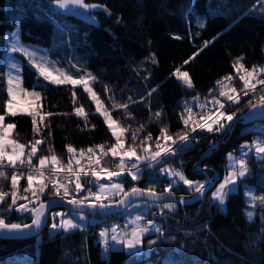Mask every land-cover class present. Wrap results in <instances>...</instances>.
I'll return each instance as SVG.
<instances>
[{
    "label": "trees",
    "instance_id": "trees-1",
    "mask_svg": "<svg viewBox=\"0 0 264 264\" xmlns=\"http://www.w3.org/2000/svg\"><path fill=\"white\" fill-rule=\"evenodd\" d=\"M85 3L103 4L90 11L96 21L63 11L51 0H0V113L5 114L8 99L6 32L15 24L20 25L24 40L46 44L58 36L66 44L67 35L62 32V25L72 27L73 58L97 77L96 81H91L95 92L113 120L129 129L124 133V147H135L137 155L144 154L140 142L144 141V146L156 142L161 129L166 128L167 134L173 138L184 131L190 132L181 118L185 106H189L198 95H206L213 90L217 80L237 73L233 67L237 57L243 56L245 67L264 66V11H261L264 5L257 0H85ZM21 10L23 15L14 20L11 13ZM205 41H211L206 48ZM153 53L157 60L155 64L146 59ZM186 60L187 64L184 63ZM177 68L188 71L193 88L185 87L173 75ZM22 74L23 84L33 87L38 74L25 59ZM229 86L239 90L243 84L237 76ZM72 88L71 85L42 87L41 115L45 119L41 122L38 116L37 125L41 128L38 134L33 133L31 116L24 113L5 115L7 121L15 123L12 133L15 140L25 145L36 139L44 141L38 145L32 163L38 165L39 157H51L52 154L60 161L68 162L67 145H72L79 152L80 149H95L97 145L108 149L116 142L83 86L74 87L75 104ZM153 88L155 92H151ZM261 89L264 85L243 96L239 104L229 102L228 107L226 99L219 96L220 86L216 92L225 103L224 110L235 112L237 117L249 107V100L255 103L260 95H264ZM114 102L128 104L127 110L113 108ZM81 105L87 113V126L85 118L74 112V108ZM156 112L161 113L159 118H156ZM47 113L57 115L47 116ZM141 125L143 130L137 134L133 145L132 131ZM225 131L197 130L189 133L187 148L177 145L175 155L165 156L159 163L153 162L152 167L147 166L148 161L141 162L143 175L138 181L124 175L125 190L133 186H153L156 191H164L171 182L161 173V167L167 164L179 167L189 179L202 182V175L194 171V166ZM148 133H151V140H145ZM262 135L264 120L252 123L237 121L229 136L202 158V165L215 169L220 183L229 171L227 154H239L243 142H252ZM161 142L164 141L161 139ZM75 159L82 162L84 158L77 155ZM248 167L249 175L241 178L237 188L229 192L224 206L213 198L215 187H212L204 200L198 202L142 201L138 207H132L131 210H138L145 218L153 217L161 229L159 233L146 235L157 240L147 252L111 248L105 256L101 242L96 240L97 229L91 223L54 234H50L46 226L40 236L0 237V264H264V204L257 201L253 205L247 195L249 191L257 196L264 195V158L252 153ZM3 170L9 177L12 175L13 169ZM87 177L82 176L81 180ZM26 187V179L21 178L18 195L32 197L31 191H24ZM0 190L10 193V179L0 178ZM172 190L183 194L193 189L180 184L173 185ZM41 196L40 201L55 195L46 189ZM23 200H18L17 205ZM10 203L9 195L0 204V217L5 222L21 223L31 219L30 211L13 208L5 212ZM169 203H176L175 209L157 211L158 205ZM34 206L32 204L31 207ZM146 207L149 211H145ZM125 209L99 213L106 218L96 225L107 222L109 218L124 221L129 215V210ZM247 210L254 214L251 220L246 215Z\"/></svg>",
    "mask_w": 264,
    "mask_h": 264
},
{
    "label": "snow or ice",
    "instance_id": "snow-or-ice-1",
    "mask_svg": "<svg viewBox=\"0 0 264 264\" xmlns=\"http://www.w3.org/2000/svg\"><path fill=\"white\" fill-rule=\"evenodd\" d=\"M52 3L57 5L61 9H67L69 5H76L82 7L84 9H95L101 7L96 4H88L85 3V0H51ZM258 3L264 5V0H257ZM261 11H264V7L261 8ZM110 14V13H109ZM92 17L90 16V19ZM203 26V25H201ZM12 36L15 38V42L12 45V52H23L25 56H27L32 64V66L36 69L38 73V78L36 83L33 85V91H28L23 87V79L19 74L13 75L11 72L7 77V97L6 100V112L4 115H0V178L10 179L11 191L5 192L0 190V204H2L6 197L11 196V203L8 205V209L11 210L15 208L16 211L23 212H31L34 213L35 218L32 220V224H17V223H6L5 219L0 217V229H8V230H20L22 228H31L35 225L37 228L40 227L42 218L45 214V209L47 205L41 201L37 207H29L32 201L28 200L27 196H19L18 192L20 191L19 182L21 178H25L27 181V187L24 189L25 192L31 191L32 199L40 201L41 195L45 192L50 183L52 188L54 189L55 195L60 196L61 192L63 193V198H67L70 193V189L68 187V183H72L74 180V191L80 192L84 185L81 183V176H88L89 174L96 178L97 182L99 178H101L102 173L106 175L108 180H113L116 177H120L122 174L127 173L133 181H138L143 172L140 168V162L148 161V167H152V162L159 163L161 159L165 156L171 157L176 154L177 145L183 148H187L190 141V136L188 131H184L182 134H179L176 138L167 134V129H161L160 137L157 138L156 141V150L151 151L149 147L144 146V141L140 142V146L143 148V155H137L136 148L130 146V148L124 147V133L129 129H125L121 127L118 122L114 121L110 115V112L107 110H102L101 102L97 98V94L90 87L89 81H96L97 77L92 75L91 72L85 70L84 74L79 78H74L72 75L68 74L65 70L55 67L54 64H51L46 58H36L34 52L29 51V49L20 44L19 41V33L14 32ZM213 39H216L215 37ZM211 41H205L204 47L206 48ZM203 49H201L202 51ZM150 59L152 63H157L155 54H151L150 57L146 58ZM191 59V58H190ZM243 56L237 57L233 61V67L236 69L238 74V78L242 81L243 87L241 91H237L235 87H230V82L233 77L231 75L225 76L220 80L216 81V84L220 86L219 96L226 99V101L239 104L241 100V92L244 96L249 95L250 93H254L256 91L257 85H264V66L253 65L250 69L245 67V64L242 63ZM185 64L188 63L186 60ZM13 69L18 70V65H11ZM182 84L187 88H193V81L187 71H180V68H177L173 73ZM147 79V77H145ZM46 85H71L72 88V98L73 104L76 103L75 98V90L74 87L76 85H82L83 89L86 93H88L93 101L96 102V111L101 112L104 117V121L107 124L108 128L111 130L112 135L115 137L116 142L110 145L105 151L104 145H97L94 148H88L86 151L84 149H80L79 152L72 145L67 146V150L69 153L68 164L66 168L61 165L59 158L52 154L49 156L39 157L38 165H33L32 160L33 157L36 156L38 152V145L44 143L43 140H34L29 142V145H25L23 143L18 142L17 140L10 139L9 136L11 134V130L14 129L15 125L8 124L4 125L5 115L16 116L17 112H24L27 115L32 117L33 124V133L38 134L41 131V128L37 125V116H39L40 121L42 122L45 119L44 115H41L35 108L29 111L27 108L19 107L18 97L21 95L25 97H30L34 101H39L41 99V93L35 91L37 87H45ZM159 87V86H157ZM107 90V88H106ZM156 89L153 88L151 92H155ZM264 92V89H261ZM151 92L149 95H151ZM143 99V97H141ZM248 104L251 108L255 109L258 106L264 107V95H261L257 101L254 103L249 100ZM201 108H205L206 105L201 104ZM113 108H121L127 110L128 104H117L113 103ZM215 109V110H213ZM225 109V103L220 99L213 97L212 108H209L207 113L200 114L199 120L194 119V115L190 106H185L184 113H181V118L183 119V123L186 128L190 127L192 132L197 131V129L201 131H208L213 133H221L226 129L231 131L232 121L236 116L235 112L228 113ZM74 112L77 116H82L85 118V125L87 126V113L84 111L83 105L74 108ZM186 114V115H185ZM47 116L57 115V113H47ZM66 115V114H64ZM161 115L160 112H156V118H159ZM93 127H95L93 125ZM143 125L140 128L132 131V140L133 145H135V141L137 139V134L143 130ZM130 128V126H129ZM51 135V133H49ZM151 133L145 137V140H151ZM161 139L164 141L161 144ZM191 139H195L192 137ZM10 147V151H9ZM215 146L212 145V148ZM26 148L28 151L26 152ZM100 155H97V150ZM247 149L248 151H244ZM241 155L239 157L234 156L233 153H228L227 158L231 162V170L228 171L222 183H220L219 187L213 192V198L223 204L229 194L230 191L234 189L237 182L240 181L241 178L247 177L249 175V167H248V152H253L254 155L264 158V138L257 139L252 143H245L240 146ZM51 152L52 149L49 148ZM111 154L112 157H118L119 161L116 164L117 171H108L100 167L101 159L104 156H108ZM80 158H84L87 156V160L89 164H94L97 167H100V171H97L95 167L85 169L84 166L81 165L80 159H75L76 156ZM135 158V161L130 165L128 164V160L131 158ZM73 163H75L78 167L74 170ZM48 164L53 165L50 169V174L45 175V168ZM60 165L59 167H56ZM19 166L28 167L29 171L27 173L20 172L17 174V169ZM5 167L13 169L12 175L9 177L7 172L3 170ZM161 171L167 173L168 175L177 178L176 181L170 182L167 186H165V190L163 192H157L155 187L149 186L147 188H140L133 186L128 190H125L123 183L113 182V183H99L98 191L93 192L89 188L88 196L77 199L75 195L72 196L71 199L68 200L69 204L77 206L79 208L88 207L91 209H107L113 206H120L127 204L132 197H150L153 200H160L163 197H168L174 195L172 192L173 184L176 182H183L184 185H187L189 188L193 189L196 193H203L205 190L204 183L193 181L188 179L184 172L179 169L173 168H165L161 169ZM64 172L65 175L60 177V173ZM67 181V183H63L61 181ZM45 181H48L46 183ZM211 184V180L208 181ZM35 185V187H34ZM39 192L40 195L37 194ZM247 195L251 198L253 205L257 201L260 204H264V195L257 196L253 194L251 191L247 193ZM119 197V199H115V197ZM20 199L28 200L27 204H19L17 205V201ZM108 201L105 203V201ZM183 200V198H181ZM174 204H164L163 208L166 209H175ZM55 215H63V214H53ZM81 219L84 218L83 213H79ZM249 220L253 217V212L248 211L246 213ZM143 217L137 216L133 223L135 227L131 229L130 233H124L123 236L120 235L117 228L111 229L112 235L110 239L114 242H118L120 244L125 245V247L130 252H136L139 250L144 244V236L147 233H151L155 231L159 233L161 231L160 227H157L154 220L148 219L145 224L141 225L139 221H141ZM53 229H77L80 228L81 225L74 222L73 219H61L59 223H53L51 225ZM100 236L104 238V255L107 256L108 252L111 250V245L108 243L109 239V230L104 229ZM159 239V237H157ZM147 243L149 245H154L157 243V240H148Z\"/></svg>",
    "mask_w": 264,
    "mask_h": 264
},
{
    "label": "rangeland",
    "instance_id": "rangeland-1",
    "mask_svg": "<svg viewBox=\"0 0 264 264\" xmlns=\"http://www.w3.org/2000/svg\"><path fill=\"white\" fill-rule=\"evenodd\" d=\"M96 5H100L101 7L103 6V4H99V3L96 4ZM62 10L63 11H66V12H72V13L78 14V15L83 16V17H86L88 19H90V16H91L92 17L91 20L96 21V18L93 17V15L90 13V11L92 9H84V8L79 7V6H76V5H69V7L67 9H62ZM22 15H23L22 10L21 11L14 12V13H11V16H12V18L14 20L19 19ZM61 30H63L62 32L64 33L65 36L67 35V37L65 38L66 44H65V41L61 40L59 36H58L59 38L58 37H55L54 40L50 44H46V43H42V42H34V41L24 40L22 38V36H21V28H20V25L19 24H15L13 28L7 30V32H6V39H7V49H6V62H7V67H6V71H7V77H8V74L11 72L13 75H15V74L21 75L22 76V79H23L22 69H23V60L24 59H25V61L28 64H30L32 66L29 58L27 56H25L23 52H19V51L12 52L11 51L12 45L15 42V38L12 36V33H14V32H18L19 33V41H20V44L23 45V46H25V47H27L29 49V51L34 52L37 59L42 58V57L43 58H46L51 64H54L55 67L65 70L68 74L72 75L74 78H79L81 75L84 74V71L85 70L91 72L89 69H86L82 65V63L77 62L76 59L73 58V56H72L71 50H74V45H72L74 43H73V41H71L72 27L69 24H65V25H62V29ZM76 31L77 30L74 31V34L77 33ZM55 34L58 35V33H55ZM13 64L18 65V70L17 69H13L11 67V65H13ZM259 66H263V65H259ZM246 68H249L250 69L251 67H246ZM180 71H187V70L186 69H183V68H180ZM237 76H238V74L237 73H234L232 81H235ZM89 85L94 90L91 81H89ZM217 86H219V85L216 84V86H215L216 89H217ZM23 87L25 89H27L28 91H33V87H27L24 84H23ZM35 91H38V92L41 93V99L39 101H34L30 97H25V96L21 95L20 97H18L19 107L20 108H27L29 111H31V110H33V108H35V110H37L41 114V110H43L42 109V107H43V90H42V88L37 87V88H35ZM237 91L239 92V91H241V89H239V90L237 89ZM94 92H95V90H94ZM243 96L244 95L241 92V97H243ZM97 98L101 102L102 110H106V108L104 107V104H103L101 98L98 95H97ZM216 98L220 99L217 96V93H216ZM212 101H213V96L209 98V102H208L209 105H207L205 107V109L202 111V113H207L208 109L209 108H212ZM95 104H96V102H95ZM226 106L227 107L229 106V102L228 101H227V105ZM213 110H215V109H213ZM18 113H24V112L18 111L17 114ZM228 113H232V112H228ZM24 114H26V113H24ZM0 115H4V114L3 113H0ZM37 119H38V116H37ZM3 123H4L5 126L8 125V124L15 125L14 122L7 121L6 119H4V122ZM37 123H39L38 120H37ZM13 130L14 129L11 130V134L9 136L10 139H14L12 137ZM219 137H221V135ZM260 138H264V135H262V137H260ZM246 142L247 143H252L253 141L252 142L251 141H245V142L242 143V145H244ZM163 143L164 142H161V144H163ZM147 147H149L151 151H155L156 150V142L152 143L151 145H148ZM9 151H10V147H9ZM244 151H248V150L247 149H244ZM231 153H233V155L239 157L241 155V150L239 151V154H236L235 152H231ZM252 153L254 154V150H253V152H248V157H250L252 155ZM205 156H207V155H202L200 157V159L197 160L198 163H200L199 166H201L203 164L201 162V160ZM162 160L163 159H161L160 161H162ZM142 162L144 163V161H142ZM145 162L147 163V161H145ZM148 163H147V166H148ZM152 164H153V162H152ZM227 166L228 167L231 166V162L228 160V158H227ZM75 167H77L76 164H75ZM165 168H173V169H179V170H181L179 167L174 166V165H171V164H169V165L167 164V165H164V166L161 167V169H165ZM114 171H117V170H114ZM161 173L163 175L167 176L168 178H170L171 182L177 180V178L172 177V176L168 175L167 173H165L163 171ZM126 174L127 173H124L120 177H116V178H114L113 180L110 181V180L107 179L106 175L102 173L101 178H99L100 180H98V182H97V191H98L99 183H113V182H118V183H123L124 188H125L126 185H125V182L122 180V178ZM226 174H225V176H226ZM216 175H217L216 173L213 174L212 175V178L213 177H216ZM225 176L221 179L222 181H220V183L223 182ZM193 181H198L199 182L198 179L197 180H193ZM218 181H219V176L216 179V182L212 185V187H215L214 188L215 191H216V189L220 185V183H218ZM180 184H183V182H176L173 185L179 186ZM34 187H35V185H34ZM236 188H237V184H236V187H234L233 190H235ZM51 189H52L51 191L53 192V195H55L54 189L53 188H51ZM37 194L40 195L39 192H37ZM31 195H32V193H31ZM55 196H57V195H55ZM27 197H29V196H27ZM41 197H40V199H41ZM116 198H118V196ZM29 199H31V201H32V203H31V205H29V207H31L32 204L35 205L37 203V200H33L32 197H29L28 200ZM28 200H23L20 204H27L28 203ZM248 200H250V199H248ZM188 201H190V200H188V199L185 200V202H188ZM141 202L142 201H140V200L139 201H135V202H133L131 205H129L125 209L126 211L129 210V212H128L129 215L126 217V219L124 221H122V220H120L118 218H109L107 220V222H105V223H103L101 225H96V223L99 220H101L102 218L103 219L106 218V215H103L102 216V215H98L99 213H92V212H87V211L68 210V209H65V208H59L56 211H53L52 214L50 215V217L51 216L52 217L50 218V222L47 225L48 226V232L50 234H54L57 231H62L63 230L65 232H67V231L74 230V229L65 230V229H62V228L53 229L51 227V225L53 223H59V221L61 219H69V218H71V219H73L74 222L80 224L81 226L86 225L88 223H91V225H94L95 226V228L97 229L96 240L101 241V247H102V250L103 251H104V247H105V245H104V238L100 236V233L104 229H108L109 230L108 243H109V245L112 246L111 248H124L126 251L130 252L125 247V245L120 244L118 242H114V241H112L110 239L111 234H112L111 229L117 228V230H118V232L120 233L121 236H123V234L125 233V230L130 233L131 232V229L133 227H135V224L133 223V221H135V218L137 216L143 217V219L141 221H139V223L141 225L145 224L148 219H151V220H154L156 226L159 227V224L156 222V220L153 217H147V218H145V215L142 214L141 212H139L138 210H131L132 207H135V208L138 207ZM171 202H175V201H171ZM172 204L175 205L176 203H172ZM219 204H220V202H219ZM224 205H225V202L223 204H220V206H224ZM157 208H158L157 211H160V210L163 211L162 210L163 209V205H158ZM166 210H171V209H166ZM145 211H149V208L146 207L145 208ZM247 211H250V210H247ZM80 212L83 213V216H84L83 219H81V217L79 215ZM54 213L55 214H63V215H55V217H54L53 216ZM152 214L155 215V212H153ZM153 232H155V231H152L151 233H153ZM42 233L43 232H40L38 235L40 236V235H42ZM151 233L145 234V236L143 238L144 239V244H143V246L139 250H136V253L147 252L149 250L150 245L147 243V241L148 240H155L154 237H152V236H150V237L146 236V235H149Z\"/></svg>",
    "mask_w": 264,
    "mask_h": 264
},
{
    "label": "water",
    "instance_id": "water-1",
    "mask_svg": "<svg viewBox=\"0 0 264 264\" xmlns=\"http://www.w3.org/2000/svg\"><path fill=\"white\" fill-rule=\"evenodd\" d=\"M256 120H264V107L258 106L257 108L253 109L250 106L244 111V113L241 115V117H235L232 121V125L235 124L237 121H245V122H251V121H256ZM229 131L227 130L225 136H227ZM225 138L222 136L220 137L213 145L216 147L220 142L224 141ZM209 149H212V145L209 147ZM217 179L216 177H213ZM142 188V187H140ZM206 190V189H205ZM205 190L203 193H196L194 190H192L190 193H184V194H176L169 196V197H163L160 200H165V199H171V200H176L179 202H185V200H197L201 197L204 196ZM183 198V200H181ZM116 199H119L116 198ZM152 198L144 196V197H132L130 201L127 204L120 205V206H113L107 209H91L88 207H83L79 208L77 206H74L72 204L68 203V200H65L63 198H60L58 196H53L49 198H45L41 201H43L47 207L45 209V214L44 217L42 218V223L39 228H37L35 225H33L31 228H22L20 230H8V229H0V237L3 238H28V237H34L37 236L40 232H42L46 226L48 225V220H49V215L51 211L59 208H65L68 210H79V211H87V212H92V213H111V212H119L127 208L130 204H132L135 201L138 200H148L152 201ZM39 201L38 203L35 204L34 207H37L38 204L41 202ZM108 202V201H107ZM105 202V203H107ZM157 202V201H156ZM31 219L26 221V222H21L17 224H32V220L35 218L34 213H31ZM6 223H11V222H6Z\"/></svg>",
    "mask_w": 264,
    "mask_h": 264
},
{
    "label": "bare ground",
    "instance_id": "bare-ground-1",
    "mask_svg": "<svg viewBox=\"0 0 264 264\" xmlns=\"http://www.w3.org/2000/svg\"><path fill=\"white\" fill-rule=\"evenodd\" d=\"M258 86H259V84H258ZM257 86V87H258ZM212 91V90H211ZM200 95H198L197 97H199ZM197 97H195V98H193V100L188 104L190 107H193L194 105H195V102H197ZM193 114H195L194 115V119H196V120H199V118H200V114H202V112L200 111V109L197 107V108H195L193 111ZM244 113V112H243ZM242 113V114H243ZM242 114H240L239 116L241 117V115ZM239 116H237V117H239ZM256 121H258V120H256ZM242 122H244V123H252V122H254V121H251V122H245V121H242ZM234 127V124L231 126V130H232V128ZM185 128H186V126H185ZM187 129V128H186ZM187 130H189L190 132L189 133H193L191 130H190V127L187 129ZM197 130H199V129H197ZM226 132H227V130L225 131V133H224V135H223V137L226 139L228 136H229V134H230V132L231 131H229V133H228V135L227 136H225V134H226ZM257 139H259L258 137L257 138H255V140H257ZM254 140V141H255ZM223 142V141H222ZM68 146V145H67ZM67 146H66V148H67ZM216 147H214V148H212V149H207L206 150V152L203 154V155H209L210 153H211V151L213 150V149H215ZM105 151H107V149H105ZM247 159L249 160V157H247ZM135 161V158H131L130 160H128L127 162H128V164L130 165L132 162H134ZM109 165H112L115 169H112V167H107V166H109ZM200 165V163H196L195 164V166H194V171L196 172V173H200L201 175H202V183H204V185H205V194H204V196L203 197H201V198H199V199H197V200H190V201H188V202H198V201H201V200H204V198H205V195H206V193L209 191V189H211V187H212V185L216 182V179L215 178H212V175L213 174H215L216 173V170L215 169H213V168H211V167H207V166H203V165H201V166H199ZM101 166L103 167V168H105V167H107L106 169L108 170V171H114V170H116L117 168H116V165L113 163V161H112V156H111V154H109L108 156H104L103 158H102V161H101ZM140 166H141V163H140ZM5 168H7V167H5ZM52 167H50L49 169H48V173L50 174V169H51ZM7 169H10V170H12L11 168H7ZM118 170V169H117ZM217 174V173H216ZM218 177V176H217ZM209 180H211V184H209L208 183V181ZM199 182H201V181H199ZM46 183H48V181L46 182ZM81 183L84 185V188L83 189H89V188H92L93 186H94V180L92 179V178H90V177H87V178H85L84 180H81ZM50 183L48 184V187H47V189H49V190H52L51 189V187H50ZM96 185H97V183H96ZM73 191H74V188H73ZM157 192H163V191H157ZM172 192L173 193H176L177 194V192L176 191H174V190H172ZM178 194H180V193H178ZM184 194V193H183ZM60 198H63V193H61V195L59 196ZM169 197V196H168ZM79 198H83V197H79ZM79 198H77V199H79ZM63 199H65V200H69L70 199V196H68L67 198H63ZM152 201H148V200H140V201H148V202H156L157 201V203L159 202H168V201H174V200H171V199H165V200H153V199H151ZM139 201V200H138ZM175 202L176 203H180V204H183L184 202H179V201H176L175 200ZM186 203V202H185ZM131 205V204H130ZM54 211V210H53ZM53 211H51V213L53 212ZM50 213V214H51Z\"/></svg>",
    "mask_w": 264,
    "mask_h": 264
},
{
    "label": "built area",
    "instance_id": "built-area-1",
    "mask_svg": "<svg viewBox=\"0 0 264 264\" xmlns=\"http://www.w3.org/2000/svg\"><path fill=\"white\" fill-rule=\"evenodd\" d=\"M229 75H231L232 77H233V75L234 74H229ZM228 76V75H227ZM258 86V85H257ZM217 90H216V88H214L212 91H210L209 93H207L206 95H202V96H199V97H197V102H195V105L193 106V107H191V110L193 111L195 108H199L200 109V111L202 112L205 108H201L200 107V105L201 104H204V105H209L208 104V102H209V98L210 97H216V92ZM97 151V155H100L99 154V151H98V149L96 150ZM134 158V157H133ZM101 161H102V159H101ZM112 161H113V163L116 165L117 163H118V161H119V158L118 157H112ZM60 163H61V165H63L65 168H66V166H67V164H68V162H64V161H60ZM33 165H36V164H34V163H32ZM81 165L82 166H84L85 167V169L86 170H88L89 168H92V167H95L96 168V170L97 171H99L100 170V167H102L101 165H100V167H97V166H95L94 164H89V162H88V160H87V156H85L84 157V159H83V161L81 162ZM60 165H57L56 167H59ZM50 167H53V165H51V166H46V168H45V175L47 176V175H49V173H48V169L50 168ZM78 167V166H77ZM77 167H75V163H73V169L75 170ZM107 167H105L104 169H106ZM112 169H115L113 166H112ZM117 170V169H116ZM17 171V174L19 175V173L20 172H24V173H27L28 171H29V169H28V167H26V166H19L18 167V169L16 170ZM60 177H63L64 175H65V173L64 172H61L60 174ZM83 176V175H82ZM82 176H81V179H82ZM85 177H87V176H85ZM88 177H90V178H92L93 180H94V186L92 187V188H90L91 189V191H93V192H96V190H95V186H96V183H97V180H96V178H94V177H92L90 174L88 175ZM45 182H47V181H45ZM61 182H63V183H67V181H61ZM50 187L52 188V186L50 185ZM68 187H69V189H70V193H69V196H70V199L72 198V196L73 195H75V197L76 198H79V197H87L88 196V189H82L80 192H75V191H73V188H74V180H73V182L72 183H68ZM62 193V192H61Z\"/></svg>",
    "mask_w": 264,
    "mask_h": 264
},
{
    "label": "crops",
    "instance_id": "crops-1",
    "mask_svg": "<svg viewBox=\"0 0 264 264\" xmlns=\"http://www.w3.org/2000/svg\"><path fill=\"white\" fill-rule=\"evenodd\" d=\"M235 156V155H234ZM230 171V170H229ZM100 180V179H99ZM236 187V186H235ZM129 233V232H128ZM112 235V234H111ZM101 242V241H100Z\"/></svg>",
    "mask_w": 264,
    "mask_h": 264
}]
</instances>
